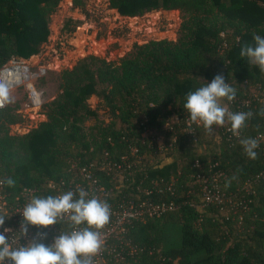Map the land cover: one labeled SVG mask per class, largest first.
I'll list each match as a JSON object with an SVG mask.
<instances>
[{
	"label": "trees",
	"instance_id": "1",
	"mask_svg": "<svg viewBox=\"0 0 264 264\" xmlns=\"http://www.w3.org/2000/svg\"><path fill=\"white\" fill-rule=\"evenodd\" d=\"M59 1L0 0V66L38 52ZM109 3L127 16L178 9V37L134 43L117 60L79 58L58 72L45 119L25 133L9 129L20 117L17 108L0 106V181L8 205L55 196L57 185L106 201L114 230L103 241V264H264V73L240 56L253 33L264 37V0ZM216 74L236 89L222 103L253 113L238 135L227 122L217 137L208 135L183 109L186 94ZM92 95L107 108V122L87 103ZM88 118L96 120L85 126ZM166 122L162 138L169 139L160 143L154 130ZM245 138L258 141L254 160L239 143ZM151 205L163 209L149 214ZM56 227L70 229L66 218Z\"/></svg>",
	"mask_w": 264,
	"mask_h": 264
},
{
	"label": "clouds",
	"instance_id": "2",
	"mask_svg": "<svg viewBox=\"0 0 264 264\" xmlns=\"http://www.w3.org/2000/svg\"><path fill=\"white\" fill-rule=\"evenodd\" d=\"M252 44H245L240 50L241 57H247L250 64L264 73V37L253 33ZM236 89L225 81L222 74H216L211 82L189 91L185 96L183 109L187 111L191 122L198 123L206 131L213 125L224 126L227 122L234 135L245 126L253 116L251 111H230L224 99L232 101ZM7 99V92L0 89V104ZM264 116V109L259 113ZM245 154L256 159L258 141L255 138L241 139ZM8 186L15 181L9 178ZM19 232L22 238H28L30 229H37L27 242L14 247L9 242L8 233L13 230L4 227L6 218L0 216V264H93V257L101 250L103 240L101 229L109 222L111 209L106 201L89 194L80 188L58 195L46 197L34 196L19 213ZM67 220L69 231L57 232L50 243H45L48 233L44 231ZM83 225V226H82Z\"/></svg>",
	"mask_w": 264,
	"mask_h": 264
},
{
	"label": "rangeland",
	"instance_id": "3",
	"mask_svg": "<svg viewBox=\"0 0 264 264\" xmlns=\"http://www.w3.org/2000/svg\"><path fill=\"white\" fill-rule=\"evenodd\" d=\"M182 17L183 12L178 9L159 8L141 15L127 16L111 7L109 0H60L50 14L46 41L40 45L37 53L25 58L36 71L40 70V76L32 80V87L39 93L41 105L39 108L27 106V97L22 89L7 93L5 104L16 107L20 115L18 121L9 126L10 132L25 133L45 119V103L58 92L57 74L60 70L71 68L86 55L117 60L134 43L162 38L175 41ZM249 91L253 95L257 93L253 87ZM87 103L96 109L98 120H110L107 108L96 96H90ZM95 120L88 118L84 125H92ZM173 120L175 117L171 116L170 121ZM168 123L163 125V129L154 130L160 143L169 139L162 138L164 126ZM217 128L213 125L208 135L217 137ZM146 156L150 161L154 159L150 153Z\"/></svg>",
	"mask_w": 264,
	"mask_h": 264
},
{
	"label": "built area",
	"instance_id": "4",
	"mask_svg": "<svg viewBox=\"0 0 264 264\" xmlns=\"http://www.w3.org/2000/svg\"><path fill=\"white\" fill-rule=\"evenodd\" d=\"M40 70H35L30 62H28L25 58L12 56L6 62H4L0 66V89L5 90L7 93L13 90H24L27 97V106L33 108H39L41 105V99L39 93L32 87V80L40 76ZM264 91V89H263ZM5 101L0 104L3 106ZM232 111V110H230ZM229 129V127H227ZM257 139H262V135L258 134ZM86 176H89L86 173ZM50 186H56L55 183L49 182ZM31 192V190H28ZM61 188L57 185V191L55 195L62 194ZM207 197H212V194L207 193ZM30 201L25 200L22 204H15L14 206H9L6 200L5 191L2 188V182L0 181V216L1 214H5L10 218V224H5L4 227L11 228L13 230L12 233H8L9 242L14 247L19 246L27 242V239H30L32 235L35 234L37 229H30L28 238H22L21 233L19 232V222L21 220L20 212H22L23 207ZM162 207L158 205H151L147 211L149 214L158 213ZM143 210L137 209L126 211V214H140ZM120 222V219H117ZM83 226V225H82ZM70 230V229H69ZM66 230V231H69ZM114 230V224H106L103 229H101V239L104 241L110 233ZM0 231H3V228H0ZM48 233L47 243H50L52 238L57 234V232H62L55 226H51L48 229H45ZM93 264H103L102 258V248L101 250L92 258Z\"/></svg>",
	"mask_w": 264,
	"mask_h": 264
}]
</instances>
